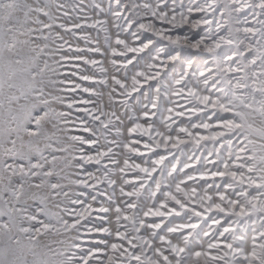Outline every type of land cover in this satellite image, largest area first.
Returning <instances> with one entry per match:
<instances>
[{"label": "rangeland", "instance_id": "rangeland-1", "mask_svg": "<svg viewBox=\"0 0 264 264\" xmlns=\"http://www.w3.org/2000/svg\"><path fill=\"white\" fill-rule=\"evenodd\" d=\"M0 40V264H264V0H0Z\"/></svg>", "mask_w": 264, "mask_h": 264}, {"label": "bare ground", "instance_id": "bare-ground-1", "mask_svg": "<svg viewBox=\"0 0 264 264\" xmlns=\"http://www.w3.org/2000/svg\"><path fill=\"white\" fill-rule=\"evenodd\" d=\"M1 41V40H0ZM3 58H5V55L2 56Z\"/></svg>", "mask_w": 264, "mask_h": 264}]
</instances>
